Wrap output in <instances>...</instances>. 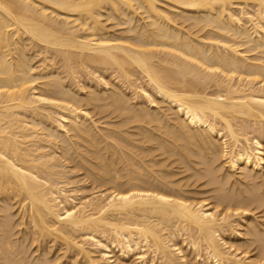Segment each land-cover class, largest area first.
Instances as JSON below:
<instances>
[{"label": "bare ground", "instance_id": "obj_1", "mask_svg": "<svg viewBox=\"0 0 264 264\" xmlns=\"http://www.w3.org/2000/svg\"><path fill=\"white\" fill-rule=\"evenodd\" d=\"M0 264H264V0H0Z\"/></svg>", "mask_w": 264, "mask_h": 264}, {"label": "rangeland", "instance_id": "obj_2", "mask_svg": "<svg viewBox=\"0 0 264 264\" xmlns=\"http://www.w3.org/2000/svg\"><path fill=\"white\" fill-rule=\"evenodd\" d=\"M85 80V79H84ZM95 118V117H94ZM80 178V177H79ZM88 191V190H87Z\"/></svg>", "mask_w": 264, "mask_h": 264}]
</instances>
